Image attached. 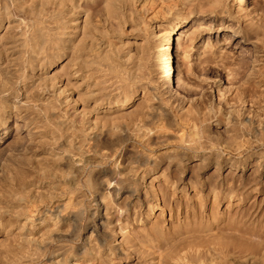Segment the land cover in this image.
<instances>
[{"label": "rangeland", "instance_id": "rangeland-1", "mask_svg": "<svg viewBox=\"0 0 264 264\" xmlns=\"http://www.w3.org/2000/svg\"><path fill=\"white\" fill-rule=\"evenodd\" d=\"M24 1L0 0V264H264V0ZM170 26L184 92L133 45Z\"/></svg>", "mask_w": 264, "mask_h": 264}, {"label": "bare ground", "instance_id": "bare-ground-1", "mask_svg": "<svg viewBox=\"0 0 264 264\" xmlns=\"http://www.w3.org/2000/svg\"><path fill=\"white\" fill-rule=\"evenodd\" d=\"M17 1V0H16ZM20 1V0H19ZM21 1H23V2H25L24 0H21ZM27 1H29V0H27ZM211 2L210 3H208V5H209V7L211 6V7H215V6H217L218 4H219V1L218 0H210ZM29 2H31V1H29ZM34 1H32V3H33ZM237 2V5H238V8L240 9V10H245V9H248L249 8V0H237L236 1ZM21 3V2H20ZM18 4V5H22L21 7L19 6V7H17V8H22V9H20L21 11L23 10V11H25V12H27L28 14H34V12H35V10H37V9H33V7H31V5H33L32 3H31V5H27V2H26V4H23V3H21V4ZM36 4V3H35ZM16 5H17V2H16ZM37 7V6H36ZM35 7V8H36ZM38 9H39V6H38ZM39 11V10H38ZM37 11V12H38ZM26 13V14H27ZM36 14V13H35ZM38 14V16H39V12L37 13ZM37 14L35 15V16H37ZM29 16V15H28ZM81 19V17L79 18V19H77V20H75L74 22H73V20H71L70 21V19L69 20H66V21H61L60 23H61V26H60V28H57V30H56V28L55 29H53V30H56L57 32L55 33V35L56 36H54L53 37V39H54V42L56 43V46H58V47H61V46H64L65 44H66V42L71 38V36L73 35V33H71V28L72 27H74L75 25H77V24H79V23H81L82 21H84V18L82 19V20H80ZM14 21V20H13ZM18 22V21H17ZM15 22H12L11 23V27L13 26V24H14ZM17 24H19V23H17ZM16 24V25H17ZM82 24V23H81ZM15 25V26H16ZM79 26V25H78ZM18 27V26H17ZM37 27V26H36ZM35 27V28H36ZM59 27V26H58ZM15 27L13 26V29H14ZM19 28V27H18ZM21 28V27H20ZM9 29H11L10 27H9ZM17 29V28H16ZM50 29H52V28H50ZM50 29H48L49 30V32H50ZM174 27H172V26H170V27H168V30L165 32V33H163V34H160V35H154V34H150V35H147V36H145V38H140L138 41H136V42H134V44L133 45H135L136 47H137V49L139 48L138 46H142L143 44H144V49H146V50H148L149 49V45H151L150 44V42L151 41H153L154 42V40H156L155 38H157L158 40H157V44L155 43V49H156V51H157V54H158V56H159V58L161 59V62H162V65L160 66V67H158V76H159V78L161 79V81L163 82V83H165V84H167L168 86H172V85H174L173 86V89L175 90V91H181V92H184V87H185V85H184V83L182 82V81H180V80H178L177 79V77H176V73H178L180 70H183L184 68H185V66H186V62L188 61V59H189V55L188 54H186V53H182V52H179L178 50H177V47L175 46V47H173V45H174V42H176V40L173 38V34H174ZM19 29H17V31H18ZM38 30V28L36 29V32H39V31H37ZM52 30V31H53ZM75 29L73 28V30L72 31H74ZM15 31V30H14ZM35 31V30H34ZM42 31H44V30H42ZM47 31V30H46ZM45 32V31H44ZM43 32V33H44ZM187 32V31H186ZM21 33H23V32H21ZM21 33H19V36H25L24 34L23 35H21ZM40 33H41V30H40ZM42 33V34H43ZM47 33V32H46ZM33 34H35V32L33 33ZM37 34V33H36ZM39 34V33H38ZM52 34V33H51ZM72 34V35H71ZM44 35V34H43ZM47 35H48V33H47ZM46 35V36H47ZM53 35V34H52ZM36 36V35H35ZM42 36V35H41ZM236 36V35H235ZM20 37V38H21ZM23 37H22V39H23ZM139 37V36H138ZM16 38V37H15ZM41 38H45L44 39V41H46V37H40V36H38L37 35V37H36V43H34V44H36V45H33L32 44V46L34 47H36V46H41V48L42 47H44V43H46V42H43L42 44H43V46L41 45V42H42V40H41ZM51 38H52V36H51ZM34 39V38H33ZM32 39V40H33ZM52 39V40H53ZM31 39H29V41H30ZM35 40V39H34ZM34 40H33V42H34ZM52 40H50L51 42H52V44H54L53 43V41ZM71 40H72V38H71ZM22 40L21 39H19V38H17L16 39V41H14V42H12L11 43V45H10V49H11V51H14V52H17V53H20V51H21V49L23 48L22 46H23V44H22V42H21ZM47 41H49L48 39H47ZM24 42V41H23ZM50 42V43H51ZM132 42V43H133ZM25 43H26V41H25ZM32 43V42H31ZM48 43V42H47ZM72 43V42H71ZM132 43H131V45H132ZM55 45V44H54ZM54 45H52V46H54ZM32 46H31V48H32ZM107 46V45H106ZM134 46V47H135ZM151 46H153V45H151ZM47 47V46H46ZM50 47H51V45H50ZM49 47V48H50ZM105 47V46H104ZM136 47L134 48V50L135 51H137V49H136ZM36 48H38V47H36ZM48 48V50H50ZM65 48V47H64ZM68 48V47H67ZM70 48H72V47H70ZM69 48V49H70ZM108 48H110V47H108ZM143 48V47H142ZM32 49H34V48H32ZM40 49V48H39ZM39 49H37V50H39ZM52 49V48H51ZM58 49V48H57ZM56 49V50H57ZM63 49V48H62ZM103 49V48H102ZM126 49H128V48H126ZM126 49H124V51H126ZM143 49V50H144ZM153 49V48H152ZM36 50V49H35ZM41 50H44L43 48L41 49ZM41 50H39L40 52H42L43 53V51H41ZM112 50V49H111ZM111 50H109V52L111 53L112 51ZM131 50H132V48H131ZM130 50V51H131ZM140 50H142V49H140ZM139 50V51H140ZM45 51V50H44ZM46 51H47V49H46ZM52 51V50H51ZM53 51H54V49H53ZM103 51V50H102ZM107 51H108V49H107ZM106 51V52H107ZM113 51H115V50H113ZM128 51V50H127ZM130 51H128V52H130ZM138 51V52H139ZM49 52V51H48ZM47 52V53H48ZM59 52V51H58ZM57 52V53H58ZM105 51H104V53H106ZM108 52V53H109ZM116 52V51H115ZM119 52V51H118ZM117 52V53H118ZM55 53H56V51H55ZM103 53V54H104ZM134 53H136V52H134ZM139 53H141L140 54V56H138L139 58L142 56L143 57V55H142V53L143 52H139ZM144 53H146V51L144 52ZM148 53V52H147ZM146 53V54H147ZM33 55H34V53H32ZM41 53H37L36 52V55H34L35 56V61L37 60V62L38 61H41L42 60V55H40ZM113 54H116V53H113ZM121 54V53H120ZM133 53L131 52V55L129 54V53H127V55L125 56V57H127V59H126V63H134L133 61H134V57H133V55H132ZM137 54L138 53H136V56H137ZM156 54V53H155ZM47 55V54H46ZM107 55V54H106ZM112 55V54H111ZM110 55V56H111ZM48 57H49V55H47ZM51 56H52V54H51ZM108 56H109V54H108ZM109 56V57H110ZM124 56V55H123ZM145 57L147 56V55H144ZM141 57V58H142ZM157 57V56H156ZM124 57H122L121 59H123ZM137 57H135V59H136ZM138 58V59H139ZM144 58V57H143ZM142 58V59H143ZM148 58V57H147ZM210 58H211V52H209V51H203V52H201V53H196V54H193V58H192V61L195 63L194 65H198V64H200L201 63V60H204V62H209V60H210ZM106 59H107V57H106ZM120 59V58H119ZM145 59V58H144ZM143 59V61H146V60H144ZM123 61V60H122ZM137 61V60H136ZM140 61H142L141 59H139V63H142L143 64V66H144V63H143V61L142 62H140ZM41 63V62H40ZM39 63V64H40ZM130 63V64H131ZM135 63H137L136 65H135ZM134 63V66H133V68H132V64H131V70H130V73H129V75L131 74V76H139V72L138 73H136V71H135V69H136V67H137V65H138V62H135ZM38 64V63H37ZM38 64V65H39ZM129 66V65H128ZM127 66V67H128ZM141 66V65H140ZM140 66H138V67H140ZM142 66V67H143ZM137 67V68H138ZM129 71V70H128ZM138 74V75H137ZM186 74L188 75V76H190V75H193V73H192V71L190 72V71H187L186 72ZM38 79V78H37ZM136 79V78H135ZM60 86V85H59ZM52 87V86H51ZM59 89V88H58ZM56 90V89H55ZM60 91H61V88H60ZM138 91V90H137ZM140 91H142V90H140ZM110 93V92H109ZM134 93V92H133ZM136 93V92H135ZM108 94V93H107ZM95 95V94H94ZM93 94L91 95V96H89V98L91 97V99H93V98H95V96H94ZM103 95V94H102ZM109 95V94H108ZM133 95V94H132ZM97 97V96H96ZM104 95L103 96H101V101L100 102H105V101H103V99H104ZM107 97V96H106ZM105 97V98H106ZM111 98V97H110ZM131 98V97H130ZM91 101V100H90ZM131 101V100H130ZM16 102V101H15ZM95 103V102H94ZM97 103V102H96ZM99 103V102H98ZM106 103H108V102H106ZM99 105V104H98ZM105 105V104H104ZM154 107V106H153ZM75 110V109H74ZM154 110V109H153ZM152 110V111H153ZM155 111V110H154ZM157 111V110H156ZM155 111V112H156ZM71 112H72V110H71ZM75 112V111H74ZM82 111H80V112H78V111H76V113H75V115L76 116H79L80 118H81V115H82V113H81ZM73 114V113H72ZM71 113H70V115H72ZM157 114V113H156ZM75 115H72V116H74L75 117ZM83 116V115H82ZM85 116V115H84ZM229 116L231 117V114H229ZM227 117V116H226ZM77 119V120H83L82 118L81 119ZM84 118V117H83ZM75 119H76V117H75ZM248 119V118H247ZM253 119V118H252ZM252 119H251V121H252ZM257 119V118H256ZM71 120V119H70ZM69 120V121H70ZM73 120V119H72ZM260 120V119H259ZM264 120V119H263ZM63 121V120H62ZM64 122V121H63ZM66 122V121H65ZM65 122L64 123H62V122H58L57 121V126H63L64 124H65ZM254 123H256V125H257V131L259 130V129H264V122H260V121H256V122H254ZM252 125V124H251ZM255 127V126H254ZM61 128V127H60ZM255 130V129H254ZM262 130H259V131H262ZM256 131V130H255ZM256 131V132H257ZM96 134V133H95ZM79 149V148H78ZM79 151V150H78ZM65 153V152H64ZM62 159V158H61ZM65 161H67V162H72V163H75V161L73 160V156H70V155H64V158H63ZM70 170H71V168H70ZM127 173H129V172H127ZM126 173V174H127ZM125 174V173H124ZM124 174H121V175H123V176H125ZM130 175V174H129ZM69 176V175H68ZM131 176V175H130ZM129 176V177H130ZM133 176V175H132ZM56 177V176H55ZM66 177V176H65ZM127 177V176H126ZM125 177V178H126ZM129 177H127V179L129 178ZM59 178V177H58ZM60 178H63L64 179V182L65 183H70V182H72V180H73V178L72 177H67V178H64V177H60ZM125 178H123V180L125 179ZM133 178H134V176H133ZM122 179V178H121ZM131 179V178H130ZM61 180V179H60ZM126 180V179H125ZM130 181V180H129ZM61 182V181H60ZM62 182H63V180H62ZM123 182H125V181H123ZM59 209V211L60 210H65V208H58ZM58 214H59V212H57ZM70 215V214H69ZM61 219V218H60ZM43 224H44V221H41V220H38L37 222H35V223H33L32 225H31V227L33 226L34 228H35V231H37V233L38 232H43L44 230H43ZM34 231V230H33ZM45 232V231H44ZM56 232V231H55ZM54 233V232H53ZM57 235H58V233H56ZM56 235V236H57ZM46 237V236H45ZM52 237L54 238L55 237V235L53 234L52 235ZM47 238V237H46ZM49 238V237H48ZM47 238V239H48ZM35 239V238H34ZM33 239V240H34ZM38 241V240H37ZM44 241H46V239L44 240ZM41 242V241H40ZM46 242H49V241H46ZM44 244V243H43ZM31 245V244H30ZM47 245H48V243H47ZM61 255H62V253H60ZM58 258H59V256H57ZM56 257V258H57ZM57 258V259H58ZM61 258V257H60ZM56 259V261H59V259L57 260Z\"/></svg>", "mask_w": 264, "mask_h": 264}]
</instances>
